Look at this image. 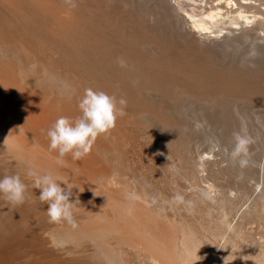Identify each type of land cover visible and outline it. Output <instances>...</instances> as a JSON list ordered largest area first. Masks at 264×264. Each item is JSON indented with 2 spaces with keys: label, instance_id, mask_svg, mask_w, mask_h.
Returning a JSON list of instances; mask_svg holds the SVG:
<instances>
[{
  "label": "bare ground",
  "instance_id": "1",
  "mask_svg": "<svg viewBox=\"0 0 264 264\" xmlns=\"http://www.w3.org/2000/svg\"><path fill=\"white\" fill-rule=\"evenodd\" d=\"M74 2L0 0V180L17 167L33 188L30 170L71 193L81 222L50 231L68 255L264 264V0ZM87 88L125 99L126 114L89 155L61 160L47 132L81 115ZM237 132L252 141L243 168Z\"/></svg>",
  "mask_w": 264,
  "mask_h": 264
},
{
  "label": "clouds",
  "instance_id": "2",
  "mask_svg": "<svg viewBox=\"0 0 264 264\" xmlns=\"http://www.w3.org/2000/svg\"><path fill=\"white\" fill-rule=\"evenodd\" d=\"M75 7L74 0H66ZM123 66V62H121ZM126 100L121 98L117 101L115 96H110L104 91L87 88L83 97L78 102L81 115L75 120L61 116L48 130L47 136L50 139L49 149L58 151V158L61 160L71 154L73 160H81L89 155L98 137L108 134L116 127L119 117L126 113L124 108ZM199 128L200 125L197 124ZM235 145L231 150L233 160L239 159L241 168L247 165L249 144L252 142L249 137L234 133ZM29 177H35V187L40 189L39 199L47 203V214L50 223L67 221L75 227L73 218V202L71 193L56 182L52 174L38 175L35 171L28 172ZM27 186L21 181L19 175L6 176L0 180V193L13 205L22 204L26 199ZM179 194L175 196L176 202H183Z\"/></svg>",
  "mask_w": 264,
  "mask_h": 264
},
{
  "label": "rangeland",
  "instance_id": "3",
  "mask_svg": "<svg viewBox=\"0 0 264 264\" xmlns=\"http://www.w3.org/2000/svg\"><path fill=\"white\" fill-rule=\"evenodd\" d=\"M256 152L255 157L257 162H259V159L262 158V151L259 148L256 150ZM134 155L135 158H137L140 170L145 169V166H148L150 163L148 161H151L150 165L146 167L144 171H149L146 172L147 176L152 175V173L155 174V176L157 175L158 177L157 179L155 178L156 180L154 179L155 181H159V177L161 179V175L163 173L161 169H163L164 167L161 166L160 168L158 167L159 165H156L157 163H154V161H152L151 159H147L143 154V149L141 147L136 150V153ZM139 157H141L142 160ZM144 159L145 162H142L144 161ZM146 162L147 165H145ZM153 169L155 171H153ZM11 170L13 171V173L15 172L14 175L17 173V175L19 174L20 176H22V179L20 178L21 181L26 180L23 179V176L25 174H22L17 167H15V169L12 168ZM11 170L5 169V175L10 176V172H12ZM150 170L152 171V173ZM156 172H158L159 174ZM149 177L151 178L153 176ZM162 179L164 180V178ZM24 181L22 182L26 184L27 190L33 188L28 181ZM167 182L164 183L163 187L167 184ZM252 182L253 184H256L254 185V187L257 188V186L259 185L258 175H254ZM28 183L30 186L28 185ZM35 189L37 188L34 187L33 190H30L32 191V193L30 194L29 190L28 192L26 191V199L21 205H13L4 198L2 193H0V264H98L97 261L95 259L93 260V258L89 255L90 251L87 250L89 249V247L85 246L83 252L71 248L74 253L72 255H68L67 253H64L62 249L57 248L56 245L53 244L52 234H50L51 229L60 228L62 227L60 225H64L65 223H67V221L62 220L59 223H50V218L47 214V203H42L40 201V189H37V191ZM167 192L168 194H170L169 190ZM171 195L173 196L172 192ZM18 205H20V208L18 207ZM33 207L35 208L33 209ZM74 210L75 209H72L73 212H75ZM73 218L75 220V223L81 222V217L75 216L74 213ZM258 227L255 228L257 230V235L255 234V237L256 239L258 238L257 242L260 250H264V227ZM87 251L88 253L86 254ZM78 252H81V254ZM82 253L83 255H85V257H83Z\"/></svg>",
  "mask_w": 264,
  "mask_h": 264
}]
</instances>
